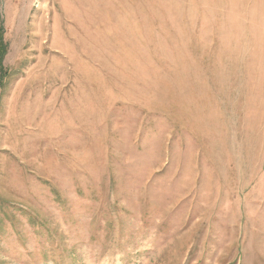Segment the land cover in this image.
Wrapping results in <instances>:
<instances>
[{"label": "rangeland", "instance_id": "1", "mask_svg": "<svg viewBox=\"0 0 264 264\" xmlns=\"http://www.w3.org/2000/svg\"><path fill=\"white\" fill-rule=\"evenodd\" d=\"M0 264H264V0H0Z\"/></svg>", "mask_w": 264, "mask_h": 264}, {"label": "trees", "instance_id": "2", "mask_svg": "<svg viewBox=\"0 0 264 264\" xmlns=\"http://www.w3.org/2000/svg\"><path fill=\"white\" fill-rule=\"evenodd\" d=\"M3 55V51L2 52H0V59H1V56Z\"/></svg>", "mask_w": 264, "mask_h": 264}]
</instances>
